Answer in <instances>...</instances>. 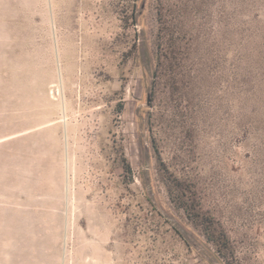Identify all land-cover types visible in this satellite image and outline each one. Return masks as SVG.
Listing matches in <instances>:
<instances>
[{"label":"rangeland","instance_id":"obj_1","mask_svg":"<svg viewBox=\"0 0 264 264\" xmlns=\"http://www.w3.org/2000/svg\"><path fill=\"white\" fill-rule=\"evenodd\" d=\"M0 264H264V0H0Z\"/></svg>","mask_w":264,"mask_h":264},{"label":"water","instance_id":"obj_2","mask_svg":"<svg viewBox=\"0 0 264 264\" xmlns=\"http://www.w3.org/2000/svg\"><path fill=\"white\" fill-rule=\"evenodd\" d=\"M143 6H144V3L142 4V8H143ZM147 104H149V98H148V103Z\"/></svg>","mask_w":264,"mask_h":264},{"label":"bare ground","instance_id":"obj_3","mask_svg":"<svg viewBox=\"0 0 264 264\" xmlns=\"http://www.w3.org/2000/svg\"><path fill=\"white\" fill-rule=\"evenodd\" d=\"M69 174V173H68ZM72 174V173H71Z\"/></svg>","mask_w":264,"mask_h":264}]
</instances>
